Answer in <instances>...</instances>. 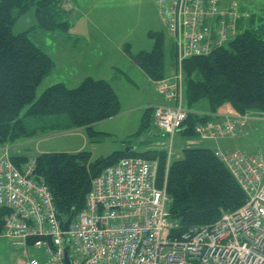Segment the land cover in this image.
I'll use <instances>...</instances> for the list:
<instances>
[{"label": "trees", "instance_id": "obj_1", "mask_svg": "<svg viewBox=\"0 0 264 264\" xmlns=\"http://www.w3.org/2000/svg\"><path fill=\"white\" fill-rule=\"evenodd\" d=\"M64 1L0 0V148L49 132L86 128L94 135L95 124L121 113L120 100L111 84L92 77L74 89L63 83L53 85L35 101L37 89L51 74L55 63L30 40L28 33L15 35L12 29L21 16L35 8L40 28L67 30L70 25L63 18L68 14L61 8ZM217 6L225 9L237 6L235 34L211 54L182 62L184 106L192 112L181 131L184 136L196 135L194 128L211 120L209 115H215L225 105L240 115L264 113V6L246 9L222 0H217ZM206 24L214 37L216 21ZM148 37L154 41L150 51L135 56L127 48L125 52L152 82H157L166 79L165 34L152 31ZM171 39L178 71L177 50L172 36ZM202 102L207 103L209 114L197 111ZM153 121L154 111L148 108L135 135L139 137L150 130ZM124 158L158 162L156 184L162 188L166 182L171 199L168 219L176 226L173 237H180L194 227L211 225L224 212H235L247 201L229 167L216 151L205 148L186 149L183 158L174 160L168 171V152L164 150L121 151L96 160L88 151L43 153L35 160L9 156L17 169L34 161L33 179L47 186L57 215L64 220L84 209L92 181ZM9 215L8 209L0 208V235Z\"/></svg>", "mask_w": 264, "mask_h": 264}, {"label": "built area", "instance_id": "obj_2", "mask_svg": "<svg viewBox=\"0 0 264 264\" xmlns=\"http://www.w3.org/2000/svg\"><path fill=\"white\" fill-rule=\"evenodd\" d=\"M154 1L174 40L179 67L175 77L153 83L164 103L152 109L156 126L173 136L192 114L184 106L182 62L227 43L235 34L237 6L220 8L217 0ZM211 20L217 24L214 37L206 24ZM209 116L223 124H198L194 131L203 140L236 138L249 123L264 122V113L240 115L233 109ZM218 157L246 193V203L211 225L173 237L171 199L166 182L157 187V161L124 158L105 169L63 233L51 192L33 179L34 161L17 169L6 154L0 158V208L10 211L4 235L24 256L19 264H43L41 258L45 264H67V255L71 264H264V153ZM29 248L42 251V257Z\"/></svg>", "mask_w": 264, "mask_h": 264}, {"label": "rangeland", "instance_id": "obj_3", "mask_svg": "<svg viewBox=\"0 0 264 264\" xmlns=\"http://www.w3.org/2000/svg\"><path fill=\"white\" fill-rule=\"evenodd\" d=\"M77 1L84 5L85 12L82 10L81 13L85 19L80 20L82 17L79 15L76 28L69 26L67 30L45 31L38 26L35 8H31L21 16L13 26V34L28 33L30 40L40 50L49 56L54 55L56 59L53 71L37 89L35 101L46 89L60 82L65 83L69 89L78 87L81 83L78 79L81 80L85 74L95 77L96 80L101 77L111 84L120 100L121 112L129 109H132L133 112L129 115L126 112L124 118V112H122L118 116L106 120L108 123L105 121L99 123L104 124L102 125L103 129L102 126H97L94 130L95 132L101 129V131H112L114 133L112 136L104 135L102 138L101 136L97 138L96 135L85 133V137L90 143L84 151L91 152L93 160L108 157L114 152L125 151L128 148L141 151L146 147L152 150H169L171 148L175 152H180L181 158H183L186 149H203L213 145L211 142H204L198 135H178L175 140H171L170 137H162L158 130L155 131L158 133L155 137L150 136V130L145 131L139 137L135 135L141 127L147 106L161 98L156 94L148 77L136 67V61L131 58V64H129L125 58L126 48L132 56L141 51H150L154 46V41L148 37V34L152 31L162 32L165 34V74L175 77L178 73L176 66L171 62L172 39L170 33L153 0ZM222 1L227 5L235 2L239 6H245L246 9L254 10L264 6V0ZM74 15L75 12L71 18ZM71 30L84 33L81 46H79V42H75L74 35L70 33ZM73 46L82 48L80 56L78 49H74ZM83 49L87 53V60L78 61V56L81 58L85 53ZM120 70H124V73L121 74ZM184 98L185 89H183ZM198 108L201 109L199 106ZM252 126L253 129L249 132L250 137L247 138V141L251 144L252 149L264 152V122H253ZM73 134L71 130L44 133L29 139L32 143L25 147H20L19 141L13 145L12 149L10 146H3V154L6 155L9 152L12 156L23 154L28 159L35 160L43 152H75L81 147L83 140L79 135ZM7 148L9 149L6 150ZM21 150L27 151L21 153ZM168 167L169 164L167 169ZM28 252L42 257V251L33 252L29 248ZM19 255L12 240L4 234L0 235V264H16ZM41 261L45 263L44 258H41Z\"/></svg>", "mask_w": 264, "mask_h": 264}, {"label": "crops", "instance_id": "obj_4", "mask_svg": "<svg viewBox=\"0 0 264 264\" xmlns=\"http://www.w3.org/2000/svg\"><path fill=\"white\" fill-rule=\"evenodd\" d=\"M153 2L156 4V6L158 7L157 3L153 0ZM61 8L63 9V11L67 12V16H66V19L63 18V21L68 23L70 25V27L72 28H76L77 26V18L78 16L80 15L82 18L80 20H83L85 19V17L82 15V10L85 12V8H84V5H81L80 3H78L77 0H65L64 3L62 4ZM158 10H159V7H158ZM73 12H75V15L73 18H71V16L73 15ZM87 15V14H86ZM164 22V21H163ZM71 34L74 35V39H75V42H79V46L82 45V42L81 40L83 39V35L84 33L76 30H71L70 32ZM79 46L77 47H74V49H78V53H79V56L81 54L80 50H82V48H80ZM84 50V49H83ZM85 52V50H84ZM125 52V51H124ZM170 53H171V62L172 64L175 66V56H174V46H173V42H171V50H170ZM78 56V61H86L87 59V53L85 52L83 54V57H79ZM50 57L53 59L54 63H55V66H56V59H55V56L54 55H50ZM125 58L129 61V64H131V58L129 55L126 54L125 52ZM136 67L140 69L138 63L136 62ZM114 68V67H113ZM142 71V70H141ZM121 74L124 73V70H120L119 71ZM143 72V71H142ZM144 73V72H143ZM145 74V73H144ZM126 75V74H125ZM146 75V74H145ZM88 77H92L91 75L89 74H85L84 77L80 80L78 79L81 83L82 81H84V79L88 78ZM169 77H172V75H166V78H169ZM92 78H95V77H92ZM149 79V78H148ZM99 80H105L103 78L100 77ZM151 85L153 86V83L152 81L149 79ZM60 83H63V82H60ZM80 83V84H81ZM65 84V83H63ZM154 88V86H153ZM155 90V88H154ZM156 94L159 95L157 93V91L155 90ZM160 96V95H159ZM161 99H157V100H154V102H151L147 107L148 108H152L154 106H157V105H160V104H163L164 103V99L160 96ZM199 107H201V109L199 108L197 111L199 113H209V110H208V105L205 104V103H201L198 105ZM226 109H232V107L230 105H225L223 106L222 108L219 109L218 112H221L223 113V111H225ZM124 112V116L123 118L125 117V113L127 112V115H129L130 113L133 112V110L129 109V110H126V111H123ZM121 112V113H122ZM122 115V114H121ZM120 117V116H119ZM118 118V117H117ZM115 118V119H117ZM112 119V118H111ZM108 121V120H107ZM107 121H105V123H108ZM209 123H215V124H218V125H222L223 124V119L218 117V118H211V120L207 121ZM101 123V122H100ZM104 123V122H102ZM102 125L104 124H97V125H94L93 126V131L96 129V127H101ZM153 128V131H151V129ZM102 129H103V126H102ZM101 129V130H102ZM253 129V126H252V123H249L247 125V127H244L242 128V130L240 131L239 133V136L237 138H232V137H226L224 139H221V140H203L204 142H211L213 143V145H211L210 147H204L206 149H210V150H214L216 152H224V153H230V152H234V151H240V152H243V153H246V154H255V153H258L260 152L259 150H254L252 149V146L251 144L247 141V138L250 137L249 135V132ZM97 131L95 132L94 136L96 135V137L98 138L99 136L104 137L105 136H112L114 133H112V131ZM158 130L159 131V134L162 136V137H170L166 134H164L161 130H159L156 125H155V121L152 122V125H151V128H150V136L152 137H155L156 134L158 133H155V131ZM74 134L73 135H79L80 138H82L83 140V143L81 145V147L79 149H77L75 152H80V151H84L88 148V144L90 143L89 140L85 137V133H88V130L86 128H81V129H75V130H71ZM178 135H181V132L177 133L176 135H174L173 137H170L171 140H175L176 136ZM93 136V135H92ZM19 145L20 147H25L29 144H31L32 142H30L29 139H22L19 141ZM190 144V142H188ZM210 143V144H211ZM158 144H160L158 142ZM209 144V145H210ZM11 149L13 146H10ZM165 148V147H164ZM3 147L0 148V158H2V156L4 155L3 154ZM135 148H133L134 150ZM159 151V150H164V151H167L168 152V162L171 164L174 160H178V159H181V153L179 152H175L173 149H149V147H146L144 150H141V151H136V152H140V153H143V152H146V151ZM27 150H21V153H25ZM135 151V150H134ZM185 151V150H184ZM75 152H67V153H75ZM117 152H120V151H117ZM45 153V152H43ZM115 153V152H114ZM9 155H11V153L9 152ZM19 156H25L23 154H20ZM23 258L20 257L19 255V260L17 261L16 264H19V262L22 260ZM45 264V263H43Z\"/></svg>", "mask_w": 264, "mask_h": 264}, {"label": "water", "instance_id": "obj_5", "mask_svg": "<svg viewBox=\"0 0 264 264\" xmlns=\"http://www.w3.org/2000/svg\"><path fill=\"white\" fill-rule=\"evenodd\" d=\"M130 151H133L132 148H128L125 150V152H130ZM76 213L73 212L69 218L67 220H64L63 218L61 217H58L59 218V222H60V229L63 233H67L69 231V228H70V225H71V222L72 220L74 219ZM66 262L67 264H71L70 260H69V257L68 255L66 256Z\"/></svg>", "mask_w": 264, "mask_h": 264}]
</instances>
